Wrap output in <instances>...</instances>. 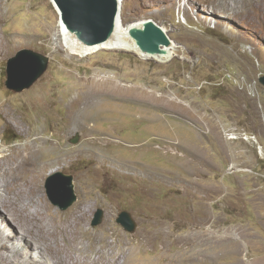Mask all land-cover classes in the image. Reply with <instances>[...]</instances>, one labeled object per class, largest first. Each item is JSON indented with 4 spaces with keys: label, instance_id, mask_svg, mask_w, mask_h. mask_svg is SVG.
<instances>
[{
    "label": "rangeland",
    "instance_id": "obj_1",
    "mask_svg": "<svg viewBox=\"0 0 264 264\" xmlns=\"http://www.w3.org/2000/svg\"><path fill=\"white\" fill-rule=\"evenodd\" d=\"M1 1L0 104L16 116L0 117V159L35 136L54 148L38 154L43 174L21 167V192L0 176V264H264V0H121L123 24L163 29L174 52L165 62L131 50L71 53L50 0ZM26 49L48 63L14 91L8 64ZM114 83L112 94L81 96ZM150 93L180 105L159 106ZM58 172L73 177L66 210L46 191ZM122 211L134 231L116 222Z\"/></svg>",
    "mask_w": 264,
    "mask_h": 264
},
{
    "label": "water",
    "instance_id": "obj_2",
    "mask_svg": "<svg viewBox=\"0 0 264 264\" xmlns=\"http://www.w3.org/2000/svg\"><path fill=\"white\" fill-rule=\"evenodd\" d=\"M59 20L66 32L79 45L95 47L115 38L117 21L120 20L121 0H52ZM133 38L137 54L160 53L161 45L168 46L170 40L161 27L152 21H145L138 26L131 25L127 30ZM128 51V50H126ZM48 57L30 49L22 50L8 64L6 87L14 91L28 88L46 69ZM21 72V76L18 73ZM21 81L18 84V81ZM264 85V78L259 79ZM78 137L71 139L77 142ZM73 177L62 172L49 177L46 191L52 204L61 210L68 209L76 201ZM102 211L98 210L92 220V226L101 222ZM116 222L124 230L132 232L136 223L128 211L118 214Z\"/></svg>",
    "mask_w": 264,
    "mask_h": 264
},
{
    "label": "bare ground",
    "instance_id": "obj_3",
    "mask_svg": "<svg viewBox=\"0 0 264 264\" xmlns=\"http://www.w3.org/2000/svg\"><path fill=\"white\" fill-rule=\"evenodd\" d=\"M50 1L52 3L53 7L55 8L53 1L52 0H50ZM2 4L3 3L0 0V21L2 19V16L4 15V12H3L2 8H1ZM261 6H262V10L264 12V3ZM55 10H56V8H55ZM56 12H57V10H56ZM140 23L141 22L132 23V24L131 23L130 24H123L122 21H121V18H120V20H118L117 24H116L115 38L110 40V41H107V42H105L103 44H100L98 46H95V47H84V46H81V45L77 44L72 39V37L69 36V34L66 32V30H65L64 26L61 24L60 20H59V24L58 25L60 27V33H61V39H62L63 45L68 50L72 51L71 53H76V54H79V55H85V54H87L89 52H93V51H95L97 49H100V48L101 49H119V50H133V51H136L135 42H134L133 38H131L128 35L127 30L129 28V26H131V25L138 26V24H140ZM1 40L2 39H1V36H0V42H1ZM162 47H163V49H162V51L160 53L148 54V53H144L143 52V54H146L147 56H149L151 58H155V57L158 58V59L161 58V60L163 62H165L170 56L171 57L173 56L174 52H171V55H170L169 48L171 46L170 47L162 46ZM95 84H97V83H95ZM99 84H101V83H99ZM107 87L108 88H106V90L104 92L103 91H98V90H93V89H87L86 92L82 93L81 96H82L83 99L88 100L89 97H94V98L101 97L104 94H109V93L112 94L115 91L120 89V85H118L116 83L107 85ZM94 89H95V87H94ZM103 89H105V88H103ZM145 97H146L147 101H150V100L156 101L159 106H164V107H167L168 104H171V102L174 101V99L170 100L168 98L161 97V96L154 97L152 95V93L145 94ZM86 100H84V101H86ZM84 101H81L80 104H79V109H80L79 118L82 121H84V123H86L85 121L88 120V116H86V110H87L86 107H87V105L82 103ZM174 102H175L177 107L180 105V102H177V101H174ZM15 116H16V111L14 109H12L7 103L6 104L5 103L0 104V117H2L5 121H8V120L11 121V119H13ZM76 116L71 118V122L73 124H75V122H76V119H75ZM37 138L38 137L35 136V139L33 141L32 140H27V141H25V143L21 144L17 148L10 147L8 149V154L4 155L0 159V164L3 165V167H0V176H2L3 179H6V176L4 174L8 175V178L10 179V182L7 181L8 178L6 179V182H8L7 184L10 185L11 189L13 188L14 192H15L14 187H17V186H19V188H17L16 191L18 193L22 191V187H21V183H20V181H21V174H20L21 167L27 166L28 164H31V163H34V164L36 163V169L39 171V175H41V174H43V172L45 170V167L47 166L46 164L48 162H46L44 159H43V161L40 160V162H38V163L36 162L38 154L39 153H42V155H43V153L46 154V151L47 150H52L54 148V146L49 144V142H47V146L45 148H43V146L41 145V142L38 141ZM56 159H58V158H56ZM7 184H6V186H7ZM28 192L29 193H37V192H39V184H38V182H36L35 179L28 181ZM35 202L37 204V209H36L37 212L36 213L38 215L39 214L43 215L42 213L44 212V209L47 210V208H46V206H45V204L43 202V199H42L41 195L36 198ZM82 212H84V211H82ZM83 215H85V214H83ZM74 217H75V215H74ZM59 223L61 224V222H59ZM57 226H59V225L57 224ZM59 227H61V226H59ZM72 228H70V229H72ZM73 230H72V232H73ZM104 264H105V262H104ZM111 264H118V263H111ZM119 264H126V262L123 261L122 263H119ZM127 264H129V262H127Z\"/></svg>",
    "mask_w": 264,
    "mask_h": 264
}]
</instances>
